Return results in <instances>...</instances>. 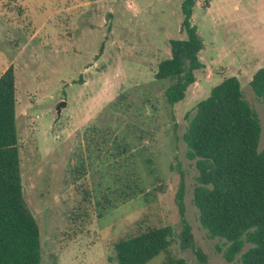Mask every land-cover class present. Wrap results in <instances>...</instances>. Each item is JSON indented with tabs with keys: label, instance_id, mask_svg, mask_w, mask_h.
Listing matches in <instances>:
<instances>
[{
	"label": "rangeland",
	"instance_id": "rangeland-1",
	"mask_svg": "<svg viewBox=\"0 0 264 264\" xmlns=\"http://www.w3.org/2000/svg\"><path fill=\"white\" fill-rule=\"evenodd\" d=\"M182 21L181 0H0V74L13 64L22 181L40 229L41 264H116L113 244L141 221L172 227L173 264H205L181 245L175 202L181 175L195 246L207 264L239 263L224 260L216 251L222 242L209 239L199 222L192 203L198 172L182 137L196 104L236 76L261 120L264 147V104L250 86L264 66V0H197L191 21L205 45L204 68L186 98L170 106L169 82L155 73L170 56L169 41L186 37ZM60 102L66 107L57 118ZM90 127L109 128L129 142L146 194L109 209L68 241L76 189L86 190V179L74 176V153ZM168 255L147 264H167Z\"/></svg>",
	"mask_w": 264,
	"mask_h": 264
},
{
	"label": "trees",
	"instance_id": "trees-1",
	"mask_svg": "<svg viewBox=\"0 0 264 264\" xmlns=\"http://www.w3.org/2000/svg\"><path fill=\"white\" fill-rule=\"evenodd\" d=\"M196 2L181 0L186 37L169 41L170 56L158 64L155 73L156 80L169 82L164 96L170 106L186 98L196 72L204 68L200 55L205 45L191 21ZM14 8L18 16L24 12L20 6ZM250 86L264 104V66L254 73ZM16 116L17 80L11 65L0 76V264H41L40 229L24 195ZM262 131L240 80L230 76L196 104L182 137L186 158L198 172L192 203L207 237L222 242L216 251L228 263L264 264ZM74 160L75 179L85 178L86 190L80 185L76 189L80 200L67 218L68 241L88 231L109 209L146 194L132 146L109 128H86ZM184 196L181 175L175 197L182 220L181 245L193 249L207 264L185 220ZM172 235L170 226L136 223L113 244L116 264H147L161 254L168 255ZM167 258V264L175 262Z\"/></svg>",
	"mask_w": 264,
	"mask_h": 264
},
{
	"label": "water",
	"instance_id": "water-1",
	"mask_svg": "<svg viewBox=\"0 0 264 264\" xmlns=\"http://www.w3.org/2000/svg\"><path fill=\"white\" fill-rule=\"evenodd\" d=\"M66 107V103L65 102H60L57 107H56V114H57V118L60 117L62 109Z\"/></svg>",
	"mask_w": 264,
	"mask_h": 264
},
{
	"label": "crops",
	"instance_id": "crops-1",
	"mask_svg": "<svg viewBox=\"0 0 264 264\" xmlns=\"http://www.w3.org/2000/svg\"><path fill=\"white\" fill-rule=\"evenodd\" d=\"M11 65L13 66V64H11V63H10V64H8V65H7V67H6V68H5V69L2 71V73H1V74H3V73L5 72V70H6L7 68H9V66H11ZM1 74H0V76H1ZM17 99H18V96H17Z\"/></svg>",
	"mask_w": 264,
	"mask_h": 264
}]
</instances>
